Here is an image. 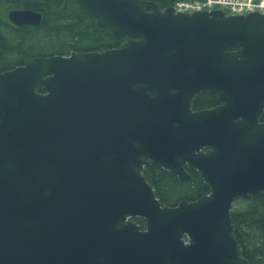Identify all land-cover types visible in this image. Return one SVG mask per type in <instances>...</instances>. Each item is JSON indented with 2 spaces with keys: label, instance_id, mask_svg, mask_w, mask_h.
<instances>
[{
  "label": "water",
  "instance_id": "95a60500",
  "mask_svg": "<svg viewBox=\"0 0 264 264\" xmlns=\"http://www.w3.org/2000/svg\"><path fill=\"white\" fill-rule=\"evenodd\" d=\"M75 3L126 42L0 73V264H250L232 210L264 197V15ZM150 166L210 193L166 206Z\"/></svg>",
  "mask_w": 264,
  "mask_h": 264
},
{
  "label": "trees",
  "instance_id": "16d2710c",
  "mask_svg": "<svg viewBox=\"0 0 264 264\" xmlns=\"http://www.w3.org/2000/svg\"><path fill=\"white\" fill-rule=\"evenodd\" d=\"M154 3L159 9L171 8L181 0H139ZM13 10H31L42 15L37 27H17L10 23ZM126 39L98 27L95 19L81 10L75 0H0V73L23 66L37 57L70 56L72 53L103 52L123 47ZM221 102L202 93L193 109H213ZM264 121V117H263ZM147 175L158 199L173 207L181 201H196L210 193L197 172L191 181L182 182L167 171L150 166ZM233 210L235 235L250 264H264V197L237 201Z\"/></svg>",
  "mask_w": 264,
  "mask_h": 264
},
{
  "label": "built area",
  "instance_id": "2783aa9c",
  "mask_svg": "<svg viewBox=\"0 0 264 264\" xmlns=\"http://www.w3.org/2000/svg\"><path fill=\"white\" fill-rule=\"evenodd\" d=\"M176 13L221 10L227 15H247L260 13L264 15V0H183L174 7Z\"/></svg>",
  "mask_w": 264,
  "mask_h": 264
},
{
  "label": "flooded vegetation",
  "instance_id": "af4514ba",
  "mask_svg": "<svg viewBox=\"0 0 264 264\" xmlns=\"http://www.w3.org/2000/svg\"><path fill=\"white\" fill-rule=\"evenodd\" d=\"M263 117H264V114H263ZM263 117L261 119L262 123H264ZM133 220L139 224V226L141 227V230H146V221L144 219L137 218Z\"/></svg>",
  "mask_w": 264,
  "mask_h": 264
},
{
  "label": "rangeland",
  "instance_id": "374dc122",
  "mask_svg": "<svg viewBox=\"0 0 264 264\" xmlns=\"http://www.w3.org/2000/svg\"><path fill=\"white\" fill-rule=\"evenodd\" d=\"M239 203H235L234 205H233V210H236V209H239L240 208V206L238 205Z\"/></svg>",
  "mask_w": 264,
  "mask_h": 264
}]
</instances>
